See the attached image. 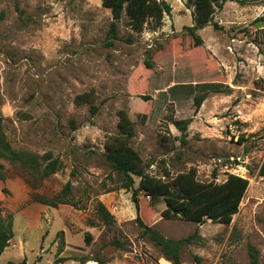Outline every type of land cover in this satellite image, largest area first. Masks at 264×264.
<instances>
[{"label":"rangeland","instance_id":"rangeland-1","mask_svg":"<svg viewBox=\"0 0 264 264\" xmlns=\"http://www.w3.org/2000/svg\"><path fill=\"white\" fill-rule=\"evenodd\" d=\"M159 1L171 7L161 26L148 21L135 33L123 18L112 39L111 15L102 0H0L3 132L14 149L50 152L61 165L32 189L20 171L0 161L5 174L0 207L3 216H12L14 234L0 264L24 259L79 264L59 262L79 255L107 264H171L141 235L132 191L120 188L121 179L104 161L103 144L112 139L149 165L146 174L152 177L168 179L195 169L201 183H222L228 174L246 178L248 188L228 225L150 222L167 239L196 233L180 250L181 264H249V245L264 264V178L257 175L264 163V23L252 25L264 16V0L225 2L213 17L219 29L207 25L196 31L199 47L184 30L193 24L185 0ZM212 83L228 86L230 93H208L195 114L200 85ZM190 119L185 133L172 123ZM125 127L128 138L121 133ZM134 180L136 189L139 179ZM68 182L76 209L48 207L35 221L16 214L31 205L32 194L50 199ZM108 195L114 223L103 228L95 208ZM142 195L138 206L152 217ZM83 221L96 227L92 242L60 233L68 231V223ZM85 229L79 232L87 234ZM115 241L123 248L112 245Z\"/></svg>","mask_w":264,"mask_h":264},{"label":"trees","instance_id":"trees-1","mask_svg":"<svg viewBox=\"0 0 264 264\" xmlns=\"http://www.w3.org/2000/svg\"><path fill=\"white\" fill-rule=\"evenodd\" d=\"M228 0H185V7L192 9V26L185 27L184 30L193 40L194 47L202 44L201 38L196 31L203 29L207 25H212L213 29H219L213 23L216 10L222 8ZM244 5L247 0L238 1ZM102 6L109 10L111 23L109 28V38L114 39L118 32V25L123 18L126 25L135 33L143 31L144 25L148 21L154 23V27L162 25L163 17L169 16L171 7L165 1L159 0H102ZM264 23V16L256 18L252 25ZM147 68L151 64L145 62ZM202 94L195 96L193 106L195 114L200 109L208 93H221L228 95L230 89L222 84H201ZM144 96V100H147ZM97 107H91V113L95 114ZM191 119L187 121L172 122L181 132L185 133ZM121 133L128 138L130 133L126 127L121 129ZM103 157L105 163L112 172L121 179V189L126 192L132 191L131 202L136 209V224L141 229V235L147 237L157 248L162 256L171 264H181L179 253L182 247L191 244L195 239L196 233L179 240L167 239L152 227V219H182L198 224H203L206 220L212 223L228 225L232 218L239 211L240 203L246 193L249 182L246 178L228 174L222 183L210 182L201 183L196 179V170L189 169L188 172L179 173L175 177L164 179L162 177H152L146 174L145 165L137 155L128 149L123 143L117 140H108L103 144ZM0 161L7 162L8 165L21 172L22 177L32 189L37 187V182L55 174L61 169L59 161L50 152L38 155L26 150L14 149L7 140L0 120ZM257 175L264 178V163L259 167ZM168 176V175H167ZM216 174H212L215 178ZM134 178L139 179L137 188ZM5 179L0 167V180ZM4 191V190H3ZM6 192V190H5ZM143 192L150 197L148 202V214L153 211V216H145L143 206H138L137 195ZM70 183H66L60 193L53 198H46L37 194L31 195L32 202H36L47 207L57 208L59 205H69L76 209V204L69 199ZM96 215L106 228L114 223V217L106 207L98 202L96 205ZM152 210V211H151ZM148 222V223H147ZM12 216H3L0 207V256L9 246L13 238ZM61 233V232H60ZM85 243L92 242V236H84ZM118 248L123 245L112 242ZM249 264H259V252L254 246L247 247ZM74 260L79 264H86L93 261L97 264H107L97 256L79 255L72 258H62L59 262ZM6 264H28L26 260L18 263L8 262Z\"/></svg>","mask_w":264,"mask_h":264},{"label":"crops","instance_id":"crops-1","mask_svg":"<svg viewBox=\"0 0 264 264\" xmlns=\"http://www.w3.org/2000/svg\"><path fill=\"white\" fill-rule=\"evenodd\" d=\"M113 200V196L112 195H108L106 197H101L99 199V202H101L105 207L106 209L110 212V203L111 201ZM59 206H64V205H59ZM58 206V207H59ZM48 207L45 206V205H42V204H39V203H36V202H32L30 206L26 207V208H23V209H20L16 214H21L23 216H25L29 221L32 220V221H35L36 219H39L40 218V215L42 213H44L46 211ZM90 225H88L89 227H87L85 225V222H80L77 224V226L75 224H67V228H68V231L66 230H62V234L63 236H77V235H80V236H83V240H84V236H94V233L91 231V228H96L93 223H89ZM83 226L85 229V232L87 234H82L79 232V227ZM104 228V226H103ZM66 241V239H65ZM66 247L70 248L69 246V240L66 241ZM6 250V249H5ZM90 262H93V261H90ZM89 262H87L86 264H88ZM95 263V262H94ZM96 264V263H95Z\"/></svg>","mask_w":264,"mask_h":264},{"label":"built area","instance_id":"built-area-1","mask_svg":"<svg viewBox=\"0 0 264 264\" xmlns=\"http://www.w3.org/2000/svg\"><path fill=\"white\" fill-rule=\"evenodd\" d=\"M142 198L144 199V200H146V201H149V199H150V197L148 196V195H142Z\"/></svg>","mask_w":264,"mask_h":264}]
</instances>
